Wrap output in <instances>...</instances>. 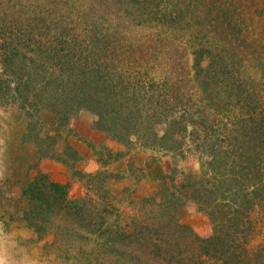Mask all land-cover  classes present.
<instances>
[{
	"label": "trees",
	"instance_id": "trees-1",
	"mask_svg": "<svg viewBox=\"0 0 264 264\" xmlns=\"http://www.w3.org/2000/svg\"><path fill=\"white\" fill-rule=\"evenodd\" d=\"M0 107L66 166L81 111L121 145L199 154L198 174L158 175L130 213L107 171L76 200L38 172L27 222L64 263L264 264V0H0ZM183 193L210 238L181 224Z\"/></svg>",
	"mask_w": 264,
	"mask_h": 264
},
{
	"label": "rangeland",
	"instance_id": "rangeland-1",
	"mask_svg": "<svg viewBox=\"0 0 264 264\" xmlns=\"http://www.w3.org/2000/svg\"><path fill=\"white\" fill-rule=\"evenodd\" d=\"M44 118L46 125L41 132L50 131ZM69 130L68 143L78 154V160L69 166L54 159L41 160L35 144L24 140L25 119L16 116L9 107H0V254L7 264H66L53 237L43 238L27 222L29 205L23 193L38 172L67 186L69 198L76 200L86 195L89 176L107 171L113 175L108 189L128 213L134 198L149 197L157 190L158 175L200 172L199 154L192 149L179 154L146 148L134 137L133 145H121L95 129L94 117L88 111L79 112L71 120ZM62 135L64 139L65 132ZM63 147V141L54 146L59 152ZM183 194L186 198L179 214L181 224L200 239L210 238L213 235L210 218Z\"/></svg>",
	"mask_w": 264,
	"mask_h": 264
},
{
	"label": "clouds",
	"instance_id": "clouds-1",
	"mask_svg": "<svg viewBox=\"0 0 264 264\" xmlns=\"http://www.w3.org/2000/svg\"><path fill=\"white\" fill-rule=\"evenodd\" d=\"M0 264H7V261L3 258L2 254H0Z\"/></svg>",
	"mask_w": 264,
	"mask_h": 264
}]
</instances>
